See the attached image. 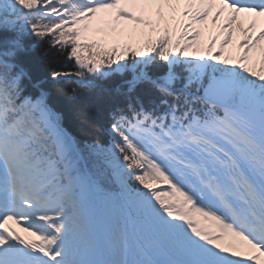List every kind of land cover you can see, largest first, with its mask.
Instances as JSON below:
<instances>
[{
    "label": "snow or ice",
    "instance_id": "snow-or-ice-1",
    "mask_svg": "<svg viewBox=\"0 0 264 264\" xmlns=\"http://www.w3.org/2000/svg\"><path fill=\"white\" fill-rule=\"evenodd\" d=\"M26 36L123 99L107 145L26 94ZM0 264H264V0H0Z\"/></svg>",
    "mask_w": 264,
    "mask_h": 264
},
{
    "label": "trees",
    "instance_id": "trees-1",
    "mask_svg": "<svg viewBox=\"0 0 264 264\" xmlns=\"http://www.w3.org/2000/svg\"><path fill=\"white\" fill-rule=\"evenodd\" d=\"M11 33H9L10 35ZM134 46L143 43L140 39L131 41ZM25 43L27 51L19 57V62L28 72L30 79H25L24 86L26 94L37 95L41 89L49 93L48 102L57 111L64 114V126L77 140L83 144L99 139L105 145L109 142V125L111 123L110 113L116 107H124L123 99H113L107 95L100 97L94 91L79 87L75 78L52 80L50 73L52 70H66L73 67V62L65 59L64 55H60L55 50H49L51 55L45 58L42 52L48 48L47 43L37 44L33 36H26ZM35 45V46H34ZM182 76L187 73L183 68L178 69ZM152 71L156 75L163 74L166 66L163 62H156ZM131 71L125 72L123 75L115 74L106 81H98L109 89L115 88L117 85L125 86L124 81L131 78ZM35 85H38L36 87ZM177 86H180L179 84ZM77 88L79 95L71 97L67 93L72 88ZM80 109H85L88 117L98 126L90 127L81 122L76 113ZM133 187H138L135 181H132ZM111 191H115V186L111 185Z\"/></svg>",
    "mask_w": 264,
    "mask_h": 264
},
{
    "label": "rangeland",
    "instance_id": "rangeland-1",
    "mask_svg": "<svg viewBox=\"0 0 264 264\" xmlns=\"http://www.w3.org/2000/svg\"><path fill=\"white\" fill-rule=\"evenodd\" d=\"M209 26H210V21H209ZM206 36H207V32H206ZM98 201L101 203L100 198L97 196ZM101 213L102 216H100L98 222H102V221H106L109 220V218H107L108 215L113 216L114 211H113V207L112 206H104L101 203ZM94 214H96V211L94 210ZM112 220V218H110ZM113 221V220H112ZM13 227H15V225H13ZM19 230V229H17ZM22 235H24V233H21Z\"/></svg>",
    "mask_w": 264,
    "mask_h": 264
}]
</instances>
